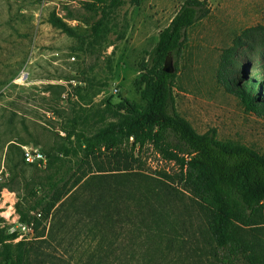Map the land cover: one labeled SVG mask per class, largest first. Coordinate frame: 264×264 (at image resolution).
Returning <instances> with one entry per match:
<instances>
[{"label":"rangeland","instance_id":"rangeland-1","mask_svg":"<svg viewBox=\"0 0 264 264\" xmlns=\"http://www.w3.org/2000/svg\"><path fill=\"white\" fill-rule=\"evenodd\" d=\"M184 1L122 0L102 33L81 44L100 16L94 0H0V231L18 232L11 244L30 246L31 264H222L212 255L208 213L174 163L150 146L135 162L102 155L80 163L75 141L116 124L125 100L144 105L140 65L150 63L158 33ZM201 1L209 13L187 30L176 61V112L199 134L213 128L218 140L263 153L264 116L245 110L216 71L237 39L238 64L228 66L226 78L242 83L245 70L264 63V42L242 35L264 27V0ZM35 146L51 156L50 166L23 162L24 148ZM124 177L134 191L116 210L107 208V224L108 188ZM51 181L62 196L35 231L31 216L40 217ZM19 212L31 222L20 221ZM0 262L8 264L1 254Z\"/></svg>","mask_w":264,"mask_h":264},{"label":"trees","instance_id":"trees-1","mask_svg":"<svg viewBox=\"0 0 264 264\" xmlns=\"http://www.w3.org/2000/svg\"><path fill=\"white\" fill-rule=\"evenodd\" d=\"M94 1L100 16L90 25L89 33L80 36L81 44L88 38L99 36L111 13L122 3V0ZM208 13L205 1L185 0L182 3L168 25L158 33L157 41L148 53L151 64L143 62L140 65L137 84L144 105L137 107L125 100V106L115 109L116 124H107L90 135L79 133L76 146L81 153L80 163H88L102 155L135 162L142 150L150 146L162 160L177 166L179 180L208 213V232L214 249L212 255L222 264H264V152L258 153L238 142L218 140L213 128L199 134L175 109L176 61L186 47L187 30ZM55 22L63 25L59 20ZM242 35L252 43L264 42V27L244 30ZM237 42L238 39L222 52L216 71L217 80L229 94L239 99L245 110L264 116V63L253 70H245L242 83L226 78L228 73L224 71L228 66L232 71L238 64L234 57L240 46ZM167 56L175 61L171 74L162 71ZM46 158V165L50 166L51 156ZM93 178L95 175L90 179ZM129 181L127 177L120 178V181L115 179L109 186L104 218L112 215V210L107 208L114 206L116 210L124 195L128 199L131 197L134 189L125 184ZM61 188L56 181L48 183V200L38 205L40 219L31 216L35 231L40 220H45L61 199ZM100 206L95 205V213L101 211ZM19 216L20 221L31 222L26 220L23 212H19ZM109 222L107 218L106 223ZM17 237V231L8 234L0 231L2 259L8 264H31L32 248L22 246L21 242L11 244ZM12 246L15 250L11 253ZM216 250L220 252L219 256Z\"/></svg>","mask_w":264,"mask_h":264},{"label":"built area","instance_id":"built-area-1","mask_svg":"<svg viewBox=\"0 0 264 264\" xmlns=\"http://www.w3.org/2000/svg\"><path fill=\"white\" fill-rule=\"evenodd\" d=\"M23 162L27 165H35L38 168H45L47 164V158L45 154L37 146L27 147L23 150ZM22 229H32L31 226L25 225Z\"/></svg>","mask_w":264,"mask_h":264},{"label":"water","instance_id":"water-1","mask_svg":"<svg viewBox=\"0 0 264 264\" xmlns=\"http://www.w3.org/2000/svg\"><path fill=\"white\" fill-rule=\"evenodd\" d=\"M162 71L168 74H171L174 72V66L172 63V59L170 57H165L163 66H162Z\"/></svg>","mask_w":264,"mask_h":264}]
</instances>
